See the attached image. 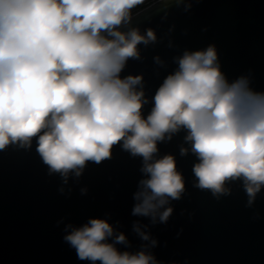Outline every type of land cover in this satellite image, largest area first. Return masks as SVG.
<instances>
[{"label":"clouds","instance_id":"1","mask_svg":"<svg viewBox=\"0 0 264 264\" xmlns=\"http://www.w3.org/2000/svg\"><path fill=\"white\" fill-rule=\"evenodd\" d=\"M142 2L0 0V150L14 143L30 147L35 137L49 172L67 183L87 162L110 159L122 141L143 159L132 215L166 223L173 213L166 205L181 198L185 182L174 155L155 154L158 142L184 129L198 160L196 187L228 194L225 182L242 178L251 205L264 187V91L253 90L245 76L229 82L214 45L185 50L145 116L149 101L137 89L143 74L121 76L129 58H140L138 45L156 40L152 29H120ZM146 228L133 225L147 242L137 251L117 247L130 242L106 218L69 223L64 240L91 264H162Z\"/></svg>","mask_w":264,"mask_h":264},{"label":"water","instance_id":"2","mask_svg":"<svg viewBox=\"0 0 264 264\" xmlns=\"http://www.w3.org/2000/svg\"><path fill=\"white\" fill-rule=\"evenodd\" d=\"M131 28L156 35L154 42L138 45L140 58H129L121 73L143 74L137 89L149 101L145 116L185 50L214 45L229 82L245 76L253 90L264 91V0H155L120 26L124 32ZM186 135L182 129L158 142L155 157L175 156L185 190L166 205L173 207L168 221L156 224L132 215L143 159L124 150L122 141L113 145L110 159L87 162L67 183L49 172L35 137L30 147L14 143L0 150V264H91L64 240L66 225L80 226L89 218H106L126 234L130 247L117 245L121 251L147 243L133 229L137 221L147 225L144 230L157 240L150 250L162 264H264V187L251 205L242 178L225 182L228 194L196 187L192 168L198 160ZM182 147L187 155H181Z\"/></svg>","mask_w":264,"mask_h":264},{"label":"rangeland","instance_id":"3","mask_svg":"<svg viewBox=\"0 0 264 264\" xmlns=\"http://www.w3.org/2000/svg\"><path fill=\"white\" fill-rule=\"evenodd\" d=\"M153 1H155V0H143V2L141 4L137 5L134 9H132V14H134L138 10L142 9L143 7L149 5Z\"/></svg>","mask_w":264,"mask_h":264}]
</instances>
